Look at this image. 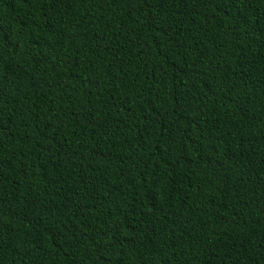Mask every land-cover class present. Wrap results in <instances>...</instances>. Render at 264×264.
Instances as JSON below:
<instances>
[{
    "label": "trees",
    "instance_id": "obj_1",
    "mask_svg": "<svg viewBox=\"0 0 264 264\" xmlns=\"http://www.w3.org/2000/svg\"><path fill=\"white\" fill-rule=\"evenodd\" d=\"M0 264H264V0H0Z\"/></svg>",
    "mask_w": 264,
    "mask_h": 264
}]
</instances>
